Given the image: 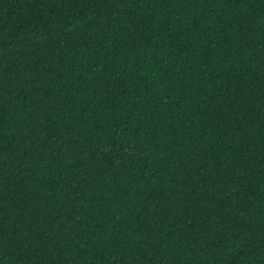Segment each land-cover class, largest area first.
<instances>
[{"label":"trees","instance_id":"1","mask_svg":"<svg viewBox=\"0 0 264 264\" xmlns=\"http://www.w3.org/2000/svg\"><path fill=\"white\" fill-rule=\"evenodd\" d=\"M0 264H264V0H0Z\"/></svg>","mask_w":264,"mask_h":264}]
</instances>
